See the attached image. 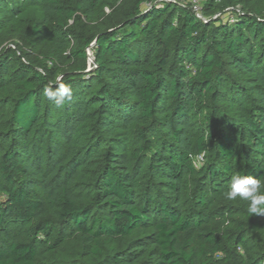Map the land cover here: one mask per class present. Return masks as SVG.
Here are the masks:
<instances>
[{"label":"trees","instance_id":"1","mask_svg":"<svg viewBox=\"0 0 264 264\" xmlns=\"http://www.w3.org/2000/svg\"><path fill=\"white\" fill-rule=\"evenodd\" d=\"M15 1L41 10L31 44L53 45L46 62L0 53V264H38L67 231L93 264H264L242 254L247 222L209 223L233 175L264 191V0H205L202 21L182 0H122L71 51L68 23L104 0H0L3 13ZM58 83L73 89L62 106L44 95Z\"/></svg>","mask_w":264,"mask_h":264},{"label":"rangeland","instance_id":"2","mask_svg":"<svg viewBox=\"0 0 264 264\" xmlns=\"http://www.w3.org/2000/svg\"><path fill=\"white\" fill-rule=\"evenodd\" d=\"M121 1L122 0H104L102 6L93 16H83L76 21L68 23V29L74 32L68 51H71V48L77 46V38L80 37V35L87 36L89 34H95L110 25L112 12L114 8L119 6ZM15 4L17 5L16 8L10 9L11 12L7 14H5V12L3 13L4 10L0 8V53L4 52L6 49H14L21 55L27 54L29 59H39L42 62H46L45 57L49 54L53 45V42L50 41V36L43 37L39 35L36 39H32V41L36 42L34 45L31 44L29 38L33 22L39 21L42 17L41 10L32 6L22 7L21 1L20 3L15 1ZM20 10H22L21 14ZM222 15L223 18L227 17L226 14ZM203 16L208 20L205 12L203 13ZM63 57L65 59L60 62L62 74L71 73L72 70L76 68L77 62L70 56L63 55ZM92 68L88 67V70H92ZM235 78L239 81L241 79L236 75ZM94 88L95 83L92 85V90H94ZM7 93L8 92L0 91V96H5ZM194 164L195 167L199 169L202 167L203 162H194ZM193 185V178L191 177L189 185L190 193L185 202L187 211H190L191 208L195 206L194 194L196 193V190ZM228 190L229 189H224L221 193H213L211 195L212 203L209 204V210L226 209V214L224 217H210L209 223L220 232H224L226 229L240 226L242 222H247L248 224L246 227L249 234H251V239L249 240L247 250H241L242 254L248 261L252 262L259 260L264 263V217L260 216L257 220H250L247 218V202L242 201L239 198L235 201L224 199L223 193ZM14 234L18 237H20L21 234L24 236V229L19 227L14 230ZM65 236L67 239L66 242L57 250L52 251L47 248L43 249L40 253L38 264H93L94 258L83 249V244L79 235L72 231H67ZM53 241L54 240H52V242Z\"/></svg>","mask_w":264,"mask_h":264},{"label":"clouds","instance_id":"3","mask_svg":"<svg viewBox=\"0 0 264 264\" xmlns=\"http://www.w3.org/2000/svg\"><path fill=\"white\" fill-rule=\"evenodd\" d=\"M61 79L62 77H57L58 81ZM44 95L57 106H62L72 100L73 89L70 84L58 83L55 88L45 87ZM223 198L228 201H235L238 198L246 201L251 216L255 214L264 217V191L261 181L253 176L233 175L230 188L223 193Z\"/></svg>","mask_w":264,"mask_h":264},{"label":"built area","instance_id":"4","mask_svg":"<svg viewBox=\"0 0 264 264\" xmlns=\"http://www.w3.org/2000/svg\"><path fill=\"white\" fill-rule=\"evenodd\" d=\"M204 1L205 0H183V4L189 5L191 10H192V12L196 16V18L202 21V20H206L205 17L203 16V13H204V9H203L204 8ZM88 57H89V67L90 68H92V67L94 68L95 67V63H94L93 57H91V53H90L89 50H88ZM194 162H196V163L204 162V156L203 155L197 156V158L195 159Z\"/></svg>","mask_w":264,"mask_h":264}]
</instances>
